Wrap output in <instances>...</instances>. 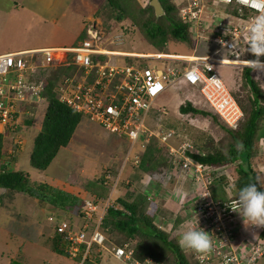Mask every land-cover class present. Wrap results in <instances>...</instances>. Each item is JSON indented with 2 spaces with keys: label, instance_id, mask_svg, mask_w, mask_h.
Segmentation results:
<instances>
[{
  "label": "built area",
  "instance_id": "2783aa9c",
  "mask_svg": "<svg viewBox=\"0 0 264 264\" xmlns=\"http://www.w3.org/2000/svg\"><path fill=\"white\" fill-rule=\"evenodd\" d=\"M177 3L179 15L196 36V42L213 41L217 45L213 52L197 53V48L190 53L166 49L145 52L109 48L108 45L124 40L122 35L125 31L121 30L111 39H102V31L97 25H92L94 29H89V37L74 45L0 53V123L3 125L0 131H4L7 124L11 125L12 120L17 121L15 114L21 111V104L45 98L49 80L35 77V71L44 67L73 65L71 71L63 74L57 83L55 90L59 100L81 116L125 136L130 143L126 156L132 158L134 164H139L146 148L154 141L157 145L167 144L172 161L161 179L163 183L173 177L183 180V187L176 192L181 205L188 203L185 198L188 191L184 185L196 186L197 193L189 205L197 215L188 226H199L209 232L211 249L206 253H195V263L257 264L260 258H264V226L263 229L249 226L250 233L261 231L253 240L249 239V235L242 234L245 226L240 222L238 213L231 209L236 204V195L232 190L234 185L231 184L227 190L228 200L215 199L210 188L213 176L202 162L190 155V151L195 150L192 142L187 139L171 145L170 138L175 130L161 128V125L152 129L147 119L157 98L167 88L184 80L198 88L207 103L228 125H236L242 110L215 71V64L254 67L250 65V60L255 57L247 52L242 33L250 18L264 11V0H177ZM231 5H235L234 12H231ZM129 26L126 24L123 29H129ZM223 50L228 51L226 55L221 54ZM260 60L264 62V56ZM162 111L167 113L165 107ZM13 146L9 147V153L15 151ZM106 200L103 212L112 204L111 195ZM86 203L85 215L91 219L97 205L92 200ZM89 223L87 220L84 226ZM55 229L67 233L66 239L70 243L68 253L73 257L79 254L80 245L86 243L81 264L92 243L127 264H163L151 256L143 261L134 259L128 243L107 244L109 239L99 229V223L89 238L84 227L65 219H56ZM237 234L242 238L240 243L236 242Z\"/></svg>",
  "mask_w": 264,
  "mask_h": 264
},
{
  "label": "trees",
  "instance_id": "16d2710c",
  "mask_svg": "<svg viewBox=\"0 0 264 264\" xmlns=\"http://www.w3.org/2000/svg\"><path fill=\"white\" fill-rule=\"evenodd\" d=\"M141 1L107 0L106 3L102 2L98 6L94 14L105 19L103 29L108 34L121 30L126 31L127 29H123L125 24L130 27L136 25L137 29L142 30L145 39L158 48L165 47L168 41L192 49L194 46L197 47L196 36L190 32L189 25L182 21L179 15V6L175 4L174 0H160L164 10L161 15H156L150 0H143L142 2L146 1L145 4ZM88 24L90 23L84 19L83 27L79 33L81 39L88 38L89 29H94L92 25ZM100 31L102 30L100 29ZM100 36L102 39L105 38L103 32L100 33ZM196 52L198 53L197 49ZM72 68L73 65H61L54 68L44 67L35 71V77L49 80L44 92L45 98L38 102H31L34 108L25 109L23 107L25 103L21 104V111L19 110L15 114V118L18 117L17 121L12 120L11 125L7 124L6 129L0 131V161L6 159L4 163H1L4 165L0 166V187L5 189L0 193V206L5 197L14 193H25L60 209L57 218H65L62 211L77 215L83 220L82 227L86 232L91 223L94 227L99 223V229L109 239L107 244L110 242L119 245L128 243V248L132 249L134 259L143 261L146 257L151 256L163 264H196L195 261L190 260L191 256H188L187 249L182 248L178 242L181 233L185 227H188L187 217L178 213L170 220L166 219L168 222L164 223L160 219L158 209L151 210L152 200L148 193L138 192L131 198L130 196L118 197L107 207L102 216L103 205L100 204L99 210H96L97 213L94 211L93 217L87 219L85 215L88 207L86 201L91 199L99 205L101 200L106 199L115 180L114 174L109 179L105 174L102 175L99 184L103 189L89 187V190H85V195H82L79 192L65 188L57 189L49 184L33 181L29 172L17 168L9 169L6 166V163L17 158V154L15 155L17 151L9 153V147L15 140H19L17 137L26 134L25 132L36 124L41 128L35 138V146L30 155L31 164L35 168L40 170L48 168L60 149L69 145L82 116L59 100L55 87L60 77L69 73ZM254 68L243 67L244 70L239 79L240 85L232 91L242 110V116L235 126L228 125L223 121L222 127L226 131V138L217 141L213 136L207 134L199 137L195 143L191 141L195 150L190 151V155L210 170L213 176V181L210 184L212 195L215 199L222 201L228 200L226 193L230 185L228 176L220 174L221 168L226 165L233 166L237 163L234 182L237 189L246 183L258 182V189L264 190L253 166V159L257 157L260 153L259 149H261L258 141L261 140L260 136L264 138V77L253 74ZM203 100L205 101V99ZM43 101L47 103V106L42 121L38 106ZM179 111L190 116L203 114L214 119L220 118V115L214 110L198 107L191 99H186L181 103ZM24 127L25 130H23ZM226 140H228L227 145L224 143ZM171 161L167 144H151L146 148L136 167L142 175L161 177L168 171ZM183 209L186 210L184 207ZM67 219L72 220V217ZM87 220L90 223L84 226ZM54 230L52 250L57 254L70 256L68 253L70 243L66 239L67 233L58 232L55 228ZM240 234H237L236 237ZM85 248L86 243L80 245V252L76 257L79 262L82 261ZM105 252L107 251L100 249L98 244L92 243L83 264H102Z\"/></svg>",
  "mask_w": 264,
  "mask_h": 264
},
{
  "label": "rangeland",
  "instance_id": "374dc122",
  "mask_svg": "<svg viewBox=\"0 0 264 264\" xmlns=\"http://www.w3.org/2000/svg\"><path fill=\"white\" fill-rule=\"evenodd\" d=\"M102 2L106 3L107 0H83L82 5H80L79 0H52L50 3H46L45 0L40 3H34L33 0H5L4 2L0 0V50L12 45L27 47L50 44H77L78 41L82 40L79 33L84 19L87 23H90L88 24L89 26L97 25L98 29H101L104 33V39H111L114 36L113 33L108 34L103 29L105 27V19L94 14ZM174 2L178 6L177 0H174ZM58 3L59 12H57L54 20L55 17L52 15V11ZM142 3L145 4L146 1ZM14 6L17 9L23 7L24 10L15 12ZM30 6L35 11L26 15L24 12L27 11V8L30 9ZM231 8L233 10L231 12H234L235 5H231ZM61 12H65L63 17ZM124 27H126V24ZM114 33L120 34V31ZM122 36L123 38L125 37L122 42L108 45V47L145 52L165 49L182 53L193 52L192 48L178 45L172 41H168V44L163 48L153 46L145 39L142 30L140 31L130 26ZM197 47L194 46L199 53H211L215 50L216 44L199 40ZM227 52V50H223L221 54L226 55ZM243 67L248 66L217 63L215 64V71L224 81L228 90L234 91L240 85L239 82L241 81L239 79L241 72L244 70ZM253 74L264 77V67L256 66ZM186 99H191L198 107L212 109L207 104V101L203 100V96L196 87L191 86L184 80H180L167 88L157 98L154 108L147 119L149 127L155 129L157 125H161V128L174 129L175 134L170 138L171 145H177L180 141L187 139L195 143L199 137L207 134L213 136L217 141L225 139L226 131L222 127L224 120L221 117H218L217 120L203 114L190 116L179 111L180 104ZM31 105V103H25L23 107L25 109L34 108ZM46 106L47 103L45 101L38 106L42 121ZM163 107L166 108L167 113L162 111ZM82 120L83 124L77 129L74 139L72 138L68 146L60 149L45 170L35 168L31 164L30 155L35 146V138L41 128L38 124L31 126L29 131L25 132L27 141L23 144L24 147L21 144L18 146L20 149H17L16 144L13 146L17 151L15 154L19 157L17 169L29 172L33 181L43 182L57 189L65 188L82 193V195H85V190H89V187H95L99 190L103 189L99 181L104 172L107 171L106 173L119 175L123 172L121 170L125 163L127 165L131 163L127 156L125 157L128 146L126 143H121L116 138H113L114 133L101 124L88 118H82ZM23 130H25V127ZM120 137L127 139L122 135ZM224 143L227 145L228 140L224 141ZM153 144H156V141ZM259 152L257 157L253 159V166L259 172L258 178H260L261 186L264 187V175H262L261 179V174L264 172L260 170V165H258V163L264 162L262 148L259 149ZM236 164H233V168L231 165L222 167L220 174L223 173L229 176L228 169H230L236 177V171L233 170L236 168ZM116 181H118V178ZM195 187L194 185L191 188V192L194 191V194L197 193ZM109 193L108 195H110ZM187 196L186 193L185 198ZM105 203H107V200H105ZM157 204L160 206L161 203L158 202ZM183 205L185 203H182ZM152 207V211L158 209L156 205ZM59 211L60 209L51 203L42 202L25 193H14L9 197H5L0 206V264H80L76 258L77 256L60 255L52 250V237L55 231L53 224L54 219L59 216ZM61 213L64 214L65 219L68 221H70L67 219L69 217H72L74 221L80 219L77 215L70 214L67 211H62ZM159 214L168 218V214L161 209H159ZM160 219L164 220L165 218L160 217ZM187 219L188 225L195 220L192 217H187ZM199 221L202 222L201 220ZM94 228L93 223H91L87 230V238H89ZM188 251L190 250L186 251L188 256H191L190 260L195 261L196 252L192 256ZM102 259L103 264H127L108 252H105ZM257 264H264V259L260 258Z\"/></svg>",
  "mask_w": 264,
  "mask_h": 264
},
{
  "label": "crops",
  "instance_id": "0c3cea01",
  "mask_svg": "<svg viewBox=\"0 0 264 264\" xmlns=\"http://www.w3.org/2000/svg\"><path fill=\"white\" fill-rule=\"evenodd\" d=\"M4 1L5 0H3V2ZM33 1H34V3L42 2V0H33ZM51 1L52 0H45L46 3H50ZM79 1H80V5H82L83 0H79ZM58 5H59V3L56 4L55 9H53V11H52V15L55 17L54 20L56 19L57 12H59ZM13 9L15 10V12H22L24 10L23 7H19L17 9V7H15V6L13 7ZM34 11H35L34 8L32 6H30V9L27 8V11H25L24 13L27 15V14H29V12L33 13ZM61 13H62V17H63L65 15V12H61ZM85 15H86V12H85ZM82 27H83V24H82L81 28ZM47 46H65V45H51L50 44V45L27 46V47L12 45V46H6L5 48H3L0 51L2 53V52H9V51H15V50H22V49H33V48H39V47H47ZM0 47H1V45H0ZM197 90H198V88H197ZM207 104L209 105V103H207ZM173 108L175 109L174 106H173ZM82 118H87V117H82ZM82 118L80 120V123H79L77 129L79 128V126H81L83 124ZM2 129H3V125L0 123V130H2ZM77 129H76V131H77ZM115 134L116 133H114L113 138H116L121 143L127 144L128 147L126 149L127 150L126 153H128L129 145H130L129 141L127 139H123L122 137H120V135H118V134L115 135ZM263 134H264V132H263ZM263 134H260V135H263ZM20 136L21 137H19V138L17 137V139H19L18 140L19 143L16 144L17 149H20V148H18L19 144L23 145L27 141L26 134H24V136H23V134H21ZM260 138H261V140L258 142H260V146L264 152V138H263V136H260ZM73 139H74V137H73ZM13 144H15V143H13ZM23 147H24V145H23ZM134 148L137 149L138 147L134 146ZM16 157L17 158L14 160V163H13V161H10L9 163H6L7 161L5 162L6 166H8L9 169L17 168V161H18L19 157H18V155ZM5 160L6 159H3L2 161H0V166L4 165V164L1 165V163H4ZM128 160H130L131 163H129L128 165L125 163V165L123 166V168L121 170L123 172L118 175V181H117L116 185L112 186L110 189L109 194L112 197V200H111L112 202L115 199H117L118 197H129L130 196V198H131L133 195H135L138 192H144V193H148L151 199H155V201L153 202V207H154V205H156V207H158V212H159V209H161L164 213L168 214V218L159 214V216L161 218H165L164 220H162L164 223L168 222V221H166V219L170 220L174 215H176L178 213L181 215H184L185 218L191 217V216L196 217L197 214H195L194 210L189 205L190 200L195 196V194H194L195 192L194 191L191 192V188H193L192 185H188V184L184 185L185 189L188 191L187 192L188 196L186 198L188 203H185V205L182 206L178 202L177 196H176L177 189L183 187V180L181 178L173 177V178H170L169 181H167L166 183H163L160 176H150L149 177L146 175H142L141 172L136 167L137 165H135L133 163L132 158H130ZM258 165H260V170H262L264 172V162H260V164L258 163ZM108 170H110V169H108ZM110 171H112V170H110ZM106 172L104 173L105 175L107 174ZM262 175H264V173L261 174V179H262ZM114 176L116 177L117 174H114ZM258 176H259V172H258ZM263 178H264V176H263ZM259 180H260V178H259ZM4 191H5V189L0 187V193H2ZM158 202L161 203L160 206L157 204ZM100 204L103 205V203L100 202L99 205L97 206L98 210H99ZM183 207L186 208V210L183 209ZM97 211H96V213H97ZM77 222H79L78 223L79 226H81L83 224V221L81 218L79 220H77ZM240 222L242 223V220H240ZM258 227L263 229V226H258ZM184 231H185V229H184ZM250 232H251V230H250V227L248 226V227H245L243 229L242 234L249 235L250 240L255 239L258 236V234L259 235L261 234V231H259V230L253 231L252 233H250ZM241 240H242V238L240 236H238L236 238L237 243H240ZM188 252L191 255L194 253L191 250ZM262 259H264V258H262ZM192 262H194V260Z\"/></svg>",
  "mask_w": 264,
  "mask_h": 264
},
{
  "label": "clouds",
  "instance_id": "9594fccd",
  "mask_svg": "<svg viewBox=\"0 0 264 264\" xmlns=\"http://www.w3.org/2000/svg\"><path fill=\"white\" fill-rule=\"evenodd\" d=\"M113 35H115V33H113ZM242 35L245 41L247 52L251 53L255 57L254 59L250 60V65L254 67L255 66L264 67V62L260 60V57L264 56V11H261L257 15H254L253 17L250 18V21L247 23L246 27L244 28ZM230 92L232 94V91ZM225 167H228V165H226ZM233 170L235 171V168ZM228 174L230 177L227 174L226 175L230 179L229 187L231 186V184L234 185L232 190L233 192H235L236 195L235 207H232L231 209L236 213H238L245 227L264 226V190L258 189V182L246 183L243 186H241L239 189H237V186L234 183L236 177L234 176V174L231 172L230 169H228ZM112 175L113 174L111 173H107L105 176L107 179H109ZM117 177L118 175L116 177L114 176L115 179ZM114 184H112L111 187ZM226 195L228 196V193H226ZM106 199L100 201L103 203V209H102L103 214H104L103 210ZM154 201L152 200V202ZM152 202L151 205L153 206ZM94 203L96 204V202ZM96 205L98 206V204ZM96 210H98V207L96 208ZM56 219H65V218H55L53 224L54 228H55ZM70 221L75 222L77 224L79 223L77 221H72V220ZM80 227H82V225ZM178 242L182 248L191 250L196 253H206L211 249V240H210L209 232H206L203 228L199 226L187 227V229L181 233Z\"/></svg>",
  "mask_w": 264,
  "mask_h": 264
},
{
  "label": "water",
  "instance_id": "95a60500",
  "mask_svg": "<svg viewBox=\"0 0 264 264\" xmlns=\"http://www.w3.org/2000/svg\"><path fill=\"white\" fill-rule=\"evenodd\" d=\"M150 4L154 7L156 15H161L163 13V7L160 0H150Z\"/></svg>",
  "mask_w": 264,
  "mask_h": 264
},
{
  "label": "bare ground",
  "instance_id": "6f19581e",
  "mask_svg": "<svg viewBox=\"0 0 264 264\" xmlns=\"http://www.w3.org/2000/svg\"><path fill=\"white\" fill-rule=\"evenodd\" d=\"M56 88V87H55Z\"/></svg>",
  "mask_w": 264,
  "mask_h": 264
}]
</instances>
